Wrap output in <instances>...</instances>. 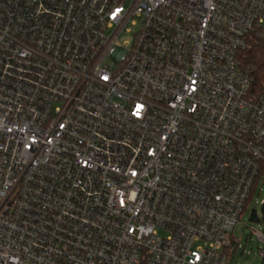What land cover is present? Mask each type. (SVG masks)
Instances as JSON below:
<instances>
[{
	"label": "built area",
	"instance_id": "1",
	"mask_svg": "<svg viewBox=\"0 0 264 264\" xmlns=\"http://www.w3.org/2000/svg\"><path fill=\"white\" fill-rule=\"evenodd\" d=\"M251 37L264 0H0V264H227L264 172Z\"/></svg>",
	"mask_w": 264,
	"mask_h": 264
},
{
	"label": "rangeland",
	"instance_id": "2",
	"mask_svg": "<svg viewBox=\"0 0 264 264\" xmlns=\"http://www.w3.org/2000/svg\"><path fill=\"white\" fill-rule=\"evenodd\" d=\"M140 24H130L119 37V42L126 52L132 49L134 35L140 30ZM264 202V172L260 177L256 193L248 203L247 210L241 215L240 222L233 233V244L230 248V258L227 264H262L264 243L252 234L253 231L264 232L261 207ZM257 212L259 223H251L252 211Z\"/></svg>",
	"mask_w": 264,
	"mask_h": 264
},
{
	"label": "trees",
	"instance_id": "3",
	"mask_svg": "<svg viewBox=\"0 0 264 264\" xmlns=\"http://www.w3.org/2000/svg\"><path fill=\"white\" fill-rule=\"evenodd\" d=\"M239 60L242 69L252 79L253 90L259 92L264 85V38L251 37L246 49L239 54Z\"/></svg>",
	"mask_w": 264,
	"mask_h": 264
},
{
	"label": "water",
	"instance_id": "4",
	"mask_svg": "<svg viewBox=\"0 0 264 264\" xmlns=\"http://www.w3.org/2000/svg\"><path fill=\"white\" fill-rule=\"evenodd\" d=\"M261 214H262V220H264V203L262 204V207H261ZM250 222L251 223H259L260 222V220L257 217V212L255 210L252 211V213H251ZM262 264H264V260H263Z\"/></svg>",
	"mask_w": 264,
	"mask_h": 264
}]
</instances>
